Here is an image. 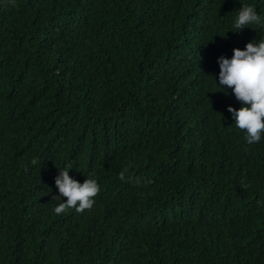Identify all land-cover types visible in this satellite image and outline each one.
Wrapping results in <instances>:
<instances>
[{"label": "trees", "instance_id": "1", "mask_svg": "<svg viewBox=\"0 0 264 264\" xmlns=\"http://www.w3.org/2000/svg\"><path fill=\"white\" fill-rule=\"evenodd\" d=\"M243 5L264 21V0H0V264H264V136L219 85L264 39L233 31ZM65 168L91 210L55 214Z\"/></svg>", "mask_w": 264, "mask_h": 264}, {"label": "clouds", "instance_id": "2", "mask_svg": "<svg viewBox=\"0 0 264 264\" xmlns=\"http://www.w3.org/2000/svg\"><path fill=\"white\" fill-rule=\"evenodd\" d=\"M261 24L264 21L255 7L243 5L232 28L233 31L240 32L245 27ZM233 52L230 59L224 56L219 58V85L231 88L236 99L242 103L243 106L238 110L229 106L228 111L232 113L236 127L246 133L245 141L255 144L264 136V39L259 43L249 42L244 49L237 47ZM38 163L39 158L33 157L31 164ZM127 171L125 168L119 174L121 180L126 179ZM55 183L59 196H53L52 199L66 198L55 207L56 215L65 214L72 209L79 213L91 210L101 191L95 179L88 177L81 183L69 175L67 168L60 171Z\"/></svg>", "mask_w": 264, "mask_h": 264}]
</instances>
